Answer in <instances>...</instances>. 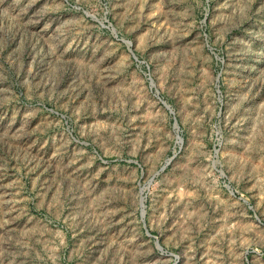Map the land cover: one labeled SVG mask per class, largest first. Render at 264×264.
<instances>
[{
	"label": "rangeland",
	"instance_id": "rangeland-1",
	"mask_svg": "<svg viewBox=\"0 0 264 264\" xmlns=\"http://www.w3.org/2000/svg\"><path fill=\"white\" fill-rule=\"evenodd\" d=\"M0 264H264V0H0Z\"/></svg>",
	"mask_w": 264,
	"mask_h": 264
}]
</instances>
